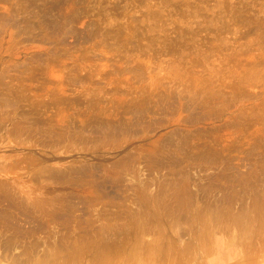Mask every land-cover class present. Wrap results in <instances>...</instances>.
Returning a JSON list of instances; mask_svg holds the SVG:
<instances>
[{
    "label": "rangeland",
    "instance_id": "rangeland-1",
    "mask_svg": "<svg viewBox=\"0 0 264 264\" xmlns=\"http://www.w3.org/2000/svg\"><path fill=\"white\" fill-rule=\"evenodd\" d=\"M0 264H264V0H0Z\"/></svg>",
    "mask_w": 264,
    "mask_h": 264
}]
</instances>
